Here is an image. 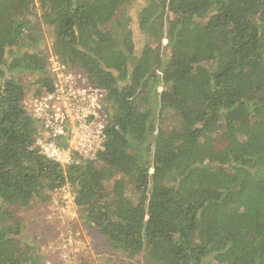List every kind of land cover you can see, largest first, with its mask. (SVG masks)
<instances>
[{
    "label": "trees",
    "instance_id": "1",
    "mask_svg": "<svg viewBox=\"0 0 264 264\" xmlns=\"http://www.w3.org/2000/svg\"><path fill=\"white\" fill-rule=\"evenodd\" d=\"M128 1L0 0V264H45L17 206L65 184L134 264H264V0H148L137 24L157 46L138 54ZM44 24L49 51L34 47ZM50 53L107 92L95 159L63 167L34 147L14 76L49 90Z\"/></svg>",
    "mask_w": 264,
    "mask_h": 264
},
{
    "label": "built area",
    "instance_id": "2",
    "mask_svg": "<svg viewBox=\"0 0 264 264\" xmlns=\"http://www.w3.org/2000/svg\"><path fill=\"white\" fill-rule=\"evenodd\" d=\"M47 65L52 76L51 88L33 92L22 100L40 127L34 147L45 158L63 167L77 159H95L106 140V90L91 84L81 71L67 67L52 53ZM78 208L68 184L51 191L49 219L62 221L64 225L66 222L77 224ZM81 237L79 228L61 229L57 249L62 260L73 254Z\"/></svg>",
    "mask_w": 264,
    "mask_h": 264
},
{
    "label": "rangeland",
    "instance_id": "3",
    "mask_svg": "<svg viewBox=\"0 0 264 264\" xmlns=\"http://www.w3.org/2000/svg\"><path fill=\"white\" fill-rule=\"evenodd\" d=\"M148 0H129L124 4L121 11L123 13L124 22L131 28L132 38L134 42L135 54H138L141 48L148 43L151 47H156L155 34L144 33L138 28L136 12L140 5H143ZM37 5V4H36ZM43 39L37 43L35 49H47L49 51L54 44V35L47 25H42ZM155 41V42H154ZM167 39L163 38L160 43V52L162 53L165 62L171 61L172 50L167 44ZM167 44V45H166ZM19 79L27 91L26 95H30L36 88L31 74H22ZM110 187V186H109ZM51 193L46 186L40 187L36 194L31 198L28 206H17V216L23 220L24 233L23 237L27 240L28 235H35L39 239V245L42 252L46 256L45 264H80L81 261L87 264H134L133 260H126L120 257L119 253L109 246L108 241L101 236L92 227L83 223L85 211L83 208H78L79 221L77 224L66 222L65 225L60 222H54L48 218V209L50 206ZM65 222V221H64ZM75 224V225H74ZM68 228L81 230L82 237L79 240V246L74 248V252L68 259L62 260L60 252L57 249V241L61 229ZM136 264H140L142 258L137 259Z\"/></svg>",
    "mask_w": 264,
    "mask_h": 264
}]
</instances>
